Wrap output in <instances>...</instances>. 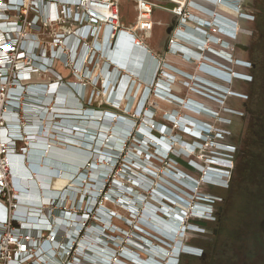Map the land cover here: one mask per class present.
Returning a JSON list of instances; mask_svg holds the SVG:
<instances>
[{"label": "rangeland", "instance_id": "374dc122", "mask_svg": "<svg viewBox=\"0 0 264 264\" xmlns=\"http://www.w3.org/2000/svg\"><path fill=\"white\" fill-rule=\"evenodd\" d=\"M175 1L182 4L184 3V0ZM242 1V10L245 11L247 15H250V17L247 18L248 21L241 23L240 26L242 29L239 30L241 32V36L237 39L236 43L245 47L247 49L246 51H243L242 49H237L234 42L228 38L215 36V32L210 30V28L208 29L205 27L206 23L201 24L204 27L203 29H207L209 35L211 34L214 37H219L222 41H226V44H229L230 47V50L225 49L223 45H221L223 42H217L216 44H213L211 42L213 39H208V48H206L208 52H203L202 50L203 55L227 66L229 68V71L233 73H240L241 77L238 76V79L234 78V74L233 77L229 79L228 83L214 78H210L207 75H204L205 71L201 72L199 70V63H203V60H200L201 62H198L196 60H194L193 62L189 60L186 61L183 59L180 53L174 52L175 54L173 53L172 55L167 57V60L163 61L172 68L170 70L164 68V70L167 71H165L166 74L159 71L157 76V79H160V81L162 82L168 83V85L170 86L168 89H166V93L164 91V88H156L155 85L152 83V77L155 76L158 67L163 68L166 64L159 66L157 59L153 60V58L156 57H154L153 55L150 56L146 50L145 54L149 55V57H151L150 59L155 61L153 64L145 63L140 66L142 70L146 69V71L144 70V74L142 73L141 75L144 76L145 72L151 75L152 80L149 81L144 80V78L140 77V75H132V72L117 67L111 60H109L108 53H104L105 47L107 48L108 46H110L106 49L107 52H109V49H114L118 40L117 38L115 42L108 46L107 43L105 46L104 40L103 43L100 44L101 46L98 47V49L96 50H91L89 47L90 45H88L86 49L83 48L85 52L82 56L83 60L80 61V65L82 68L81 73H83V69H85L87 59L90 55L92 57V60L95 59L96 61V68H87L86 74L84 76L82 75V78L79 80V82L82 84V87L84 88L83 94L85 95V99L83 97L80 98L76 86L72 85V94L68 93L70 97L67 99L66 107L70 109L77 108L76 103H74V99L76 98V100H80V111L82 110V113H86L89 116L87 120H83L87 121L86 131H80L77 129V131L79 132L74 133L71 131L67 132L68 129L66 127H64V130L61 127L54 128L52 124H58V122L60 121L52 116L46 117V115L51 107V115L53 113H60L61 109L57 108V106L60 105L57 104V102L55 105L56 107L51 105L52 102H50V104H46L45 111L47 110V112L41 117V130L38 133L37 137H44L47 143L43 144L45 148H43L42 150V157L37 156L38 163L35 165L36 169L32 170V176L37 177V174L43 171V169L41 168H46L48 171L50 168H54V166H56V168L58 169V171H56V174L59 178L54 180L52 186V189L56 191H61L68 185L76 188V182H73L72 185L69 183L68 180L70 178L68 177L69 174L71 172L73 173V165L77 167L76 171L78 169L77 165H79L76 163H85L88 159L92 160L96 164L99 162L98 164L101 165L100 162L105 158L101 157L100 152L104 151L106 147L112 148L113 150L117 149V147L113 145V142L106 140L107 136H109L110 139L112 133L109 130L105 132L101 129L100 124L103 123V120L101 119V117H96V112L106 113V115L107 112L115 113L111 117L118 116L121 119L125 120L121 122L122 126L123 124L124 126H126L125 124L127 123H130L132 125L125 127V131L129 130V128L132 127L130 129V134L132 135H130V149L128 151L132 155L136 153L135 149H131V147L133 146L144 147L148 151V153L152 154H154V151H152V147V149L150 148L151 144H154L158 148V151L162 150V152H165L168 149L170 145L169 143H167L168 140H166V146H164L163 144L157 141L158 139H153V137H160L157 129L159 128L158 124L160 123L165 124L169 129V131L165 132V134L163 135L164 139H167L170 135L176 137V139L173 140V142L176 141V143L174 144V147L176 149H178V146H182L180 143L181 141L191 142L188 136L182 133L185 124L189 126L188 122H185V118H188V116L189 118H193L200 121L202 120L209 123L211 126H213L215 132L221 133L220 137L215 136L211 139L206 138L203 148L201 147L202 152L204 154L202 158L203 160L201 161L204 166L207 165L208 160L211 156L218 155L224 157L228 154L227 152H225L226 150L224 152L218 151L219 145L230 146L231 149L234 150L230 154L232 156L231 169L229 170L228 178L224 179L225 185H222V187L203 184V181L201 179L202 175L196 172L195 167L187 161L186 156L182 153L175 152V156H173V159L178 162V165L176 166L180 168V166L184 167V165H186L193 168L189 169L188 167V170H191V173L189 171L188 173H190L192 177H194L198 181V183H196L194 187V190L198 188V193L202 194L200 196L198 195V197L196 194H194L191 198H189L184 197V194L180 192V194L178 193L179 196L181 198L186 199V201L190 202L191 205H197V207L202 206L201 204H206L204 203V201L207 199L206 201L209 202L208 205L211 207L210 209L212 211V214H208V216L211 217V220L191 219L194 223L198 221H205L204 227L195 225L196 227H191L189 229L190 232H183L182 230L179 235H177V233H173L174 239L177 238L180 242L178 252L174 254V256L171 255L172 248L175 246L173 245V247H171L174 241H170L169 239H167V236H165L167 232L164 231V235V233L161 234V232L159 231L158 234L155 229H152L158 228V226L154 225V227H145L144 224L139 221L144 206L146 208H150L151 204L156 207H158L160 204L153 199L154 189H157L156 187L159 184V180L157 179V177H154V184H152L149 189L147 186L143 187L144 189L135 187L134 185H138L137 181L135 180V178L137 179V177L129 175L127 179L125 173H122L120 175V171H123L120 169L124 166V160H122L121 163L120 160L122 159V156L125 153H123L121 157L119 156V159H117L116 156L113 155L118 160L119 165L117 164V166H119L120 168L114 174L113 179L116 181H120L121 184L124 185V190H121L120 187H118L120 191H116V193L113 188V181L111 183L113 191L112 197L115 198V201L111 204L105 202L103 205L115 214L121 216V218L118 220H112V224L116 228H118L114 231V235H118L120 238L118 243H120L122 248H125L128 253H138L142 260H147L151 258L163 259V264H166L168 260H165V258L168 256H173L178 261L177 264H264V27L262 28V24L259 29L260 33L258 35L255 33L256 31L254 28V19L256 17V14H258L256 5L261 0ZM134 7L135 3L131 0L121 2L120 23L125 25L127 28L134 26ZM225 10L226 12H232L231 10L226 8ZM155 19L162 21L170 20L169 17L159 11L156 12ZM210 24L211 22L207 23V25ZM185 26L186 30H188L189 27L193 28V26H191L190 24L184 23L181 27H178V29H184ZM153 27L154 26H152V28ZM163 29V27L156 26L154 29V36L161 37V30ZM246 32L250 35L248 36ZM175 39L177 40L176 33ZM149 42L150 41H147V43ZM180 42L182 44H185L183 43V41ZM185 45L188 46L187 44ZM212 53H215L220 57H222L220 55L221 53H227L229 59H226L224 57H222V59H219ZM251 58H253V60L256 61V63L258 64V68L254 72L255 74L252 73L253 67L250 64ZM143 60L144 56L142 61ZM163 62L161 60V63ZM240 63L243 64V66H240ZM104 68L105 70H107V72H112L110 83L112 84L113 88H115L119 80H121L122 82V86L120 85V87L116 90L118 95L115 94L116 98L122 99L120 100L119 106L117 108H115V105L111 104L108 101V99L110 98L109 91L112 86H104L103 84ZM54 71L60 73V75L64 77L65 81L72 83L78 82V80H75V78L71 76L67 68L63 69L59 65H56L54 67ZM167 74L171 75V77ZM253 75L256 76V80H252ZM197 77L208 79L206 82L208 83V86L212 87L209 88L210 91L211 89H219L216 86H212L211 84H209V82L223 86V89L225 90L226 94L223 95V97L221 98V93H219L221 94L219 97L218 95H215L221 102L217 103L215 102V100L210 98L207 99L200 93L196 92V90L202 91L204 93L209 92H206L207 90L205 91L204 89H202L203 87H199V83L197 82H200V80L202 81V79H198ZM93 78H95V80L92 82ZM45 80L53 81L54 77L51 74L39 76L35 80V82H41ZM253 81H255V84L250 88L249 82L252 83ZM124 83L131 84L127 94L124 91V86H126V84ZM154 92L156 93L154 94ZM141 94L142 96H146L147 100L144 104L145 110L140 109V111L138 106H141V104L144 103H141ZM171 94L177 96L180 100L176 97H171ZM42 95L45 96V92H43ZM50 97L51 96H49V98ZM68 100L70 102H68ZM191 100L194 103H202L205 107L209 108L214 114L205 113L207 115L210 114V117H207L205 115H202L201 112L199 113V111L196 112L193 109L189 110V107H187L186 105L194 107V105L192 104L193 102ZM246 102H248V108L245 107ZM62 105L63 107L65 106L64 102H62ZM126 105H128V109ZM255 109L256 111L254 112L253 110ZM57 110L59 112H56ZM168 115H174L175 119L177 118L178 120H180V122L182 121L181 123H176L179 128H174L173 125L166 121ZM37 118H34L33 121H37ZM52 118H54V120H52ZM70 123L71 125H73L77 124L78 122L76 120H72ZM116 123L117 121L112 118V120L109 122V126L113 127ZM190 126L189 130H193L194 128H190ZM141 127H143L144 129H148V133L139 132ZM44 129L48 135L43 134L42 130ZM100 130L102 132H105L106 134L105 138L102 140L101 145L98 146L99 151H97L96 147L99 137L97 134L102 133L100 132ZM78 133H81V135H85L87 133L89 136L92 137L93 140L90 139V142H88L90 143L89 147H84L83 145L75 143L73 144L72 142L64 140V137H68L77 139L80 142L83 141L84 143H87L86 141H89L88 139L76 136ZM126 133H128V131H126L125 134ZM54 135L58 137L55 138ZM32 136L33 135H29L28 137V145L29 142L34 141L31 140ZM136 136L138 137L136 139L137 143L132 142V140ZM47 145H49V148ZM164 148L166 150H164ZM215 148H218V150H216ZM30 150L31 146L29 145V149L25 152L24 155L22 168H30L29 165L31 163V160L28 159V154ZM116 151L118 152L119 150ZM79 155L81 156V158L79 157ZM142 155L139 156L142 160H144L145 156L142 157ZM136 158L138 159L137 156ZM47 159L54 160L57 163L54 164L55 162H46ZM82 167H84V165H82ZM161 178L165 179V177ZM125 187H130L131 189H133V192L129 194L125 193ZM134 194H144L145 202L147 203H145V205L144 203H142V205L139 203L135 205L131 204L134 208H141L139 209L138 213L132 215L128 214L127 210L124 207L119 206L118 204H121L122 202L121 197H125V199H133L132 195L134 196ZM34 195H37L36 197L38 199L40 198L37 192ZM46 203H48L47 198L44 200L43 205ZM31 205L35 206L39 204L34 203ZM161 205L163 206V203H161ZM78 210L79 208L72 209L73 212H76ZM77 213H79V211ZM157 215L161 217V219L163 218L162 222L160 221L161 223L169 219L167 215L166 216L168 218L164 217L161 214ZM123 219L129 220V235L127 234L126 223L123 222ZM144 219H146L147 221L152 220L149 209L145 210L144 208L141 221H143ZM146 220H144L145 223H147ZM181 224H186V220L184 219V222ZM137 227L145 230H142L144 231V234L142 236L146 239L147 243H150V245L146 243L149 247H146L145 249H138V247H134L131 242H128L130 240H134V235L138 237L141 236H139V234L137 233V230L139 229H137ZM159 228L161 227L159 226ZM89 235H91V232ZM82 241L90 246H94L95 244L89 237H87V235L82 237ZM182 244L188 247L195 248L197 251L192 253L188 252V255H181L179 254V251H181ZM158 246H161L162 248L166 249L165 257L160 258L156 251H153L158 250ZM82 249H85V247L83 246ZM115 251L119 253V249L115 248ZM126 258L127 260H119H124L123 262H126L128 264H134V262H136L131 258ZM135 264H137V262Z\"/></svg>", "mask_w": 264, "mask_h": 264}, {"label": "built area", "instance_id": "2783aa9c", "mask_svg": "<svg viewBox=\"0 0 264 264\" xmlns=\"http://www.w3.org/2000/svg\"><path fill=\"white\" fill-rule=\"evenodd\" d=\"M121 1L126 0H0V264H123L124 260L119 259L127 260V250L118 243L119 236L114 235V231L118 228L112 224L113 219L118 220L121 216L103 205L105 202L111 204L115 201L111 186L115 180L111 177L110 167L112 160H118L111 153L108 154L112 160L104 159L100 162L101 165L90 159L85 163H76L79 164L77 171V167L73 165L74 170L69 174L68 180L72 185L76 182V189L65 187L59 191L61 193H58L56 198L50 199L44 206L24 205L20 202L19 190L14 185L17 173L14 171L15 168L13 169V163H18L22 167L25 152L29 149L27 144L29 135L40 132L41 117L47 112L46 104L52 102L51 105L55 106L57 102L60 105L57 106L61 109L60 113L52 114V117L60 121L58 124H52L54 128L61 127L64 130L66 127L68 131L79 132L78 127L68 123L72 120L79 123L81 112L78 107L70 109L66 105L70 97L68 93L72 94V85L76 86L80 98L85 99L84 88L79 80L86 74L87 68H96V61L92 60L90 55L81 73L80 61L83 60L82 56L85 52L83 48L86 49L90 45L91 50H96L105 39H110L111 43L123 32L134 37L137 44L144 45L143 40L152 31V15L160 7L150 0H131L135 3V22L133 27L124 28L120 23ZM205 1L215 7L233 5L232 0ZM189 6L195 11L198 9L203 11L191 2ZM170 11L179 17L180 25L190 22L196 25L195 29L203 30L202 21L195 16L183 13L180 8ZM206 15L210 19L208 23L211 22L210 30L224 37L221 30L215 29L218 26L217 15L210 11ZM243 17V21H246L250 16ZM226 27L233 34L232 38H227L233 40L234 29L228 23ZM203 33L209 39L205 30ZM246 34L250 35L247 32ZM172 44L173 40H170V49ZM56 65L63 69L67 68L78 82L65 81L60 73L54 71ZM161 65H164V62ZM159 71L162 72L161 67H158L152 80L156 88L159 87L160 79H157ZM48 74L53 75V81L35 82L39 76ZM103 76L104 86H112L110 83L112 72L105 70ZM94 80L95 78L92 82ZM121 83L119 80L115 88L112 86L109 91L108 101L111 104L116 98V90ZM130 85L128 83L124 86L126 94ZM50 88H54L51 99L47 95L43 96V92L40 93L41 90L45 92ZM196 92L207 99L218 100L215 95L220 96L216 89H211L208 93L199 90ZM35 102H39L42 106L38 108ZM74 103L81 105L80 100L76 98ZM192 104L202 115L208 117L209 115L205 113H211V110L202 103L193 102ZM65 109L69 113H65L63 111ZM51 110L52 107L47 115ZM34 118H37L38 122L33 121ZM190 120L196 124V130L190 132L189 126L185 125L182 133L188 136L191 142L181 141L183 147L178 146L179 149H176L174 147L176 141L173 142L176 137L170 135L167 139L165 138L170 144L165 152L158 151V148L151 144L150 148H153L151 149L154 154L150 160L161 162L173 160L175 152L182 153L195 167L196 172L202 175L203 184L222 187L231 169L230 154L234 150L230 146L219 145V150L215 149L222 152L226 150L228 154L224 157L213 155L204 166L201 161L204 156L201 147L203 148L206 138L220 137L221 133L215 132L213 126L205 121L193 118ZM167 122L174 128H179L175 122ZM159 126L163 130L157 128L160 136L158 138L162 140L169 129L163 123L158 124ZM190 128L194 126L191 125ZM42 132L48 135L45 129ZM42 138L47 142L44 137ZM129 139L130 135L126 133L121 140L122 154H127L130 149ZM143 156L147 157L146 154ZM195 182L198 183L197 179ZM193 190L182 188L183 193L189 198L194 194L197 197L202 195L198 193V188ZM206 200L204 201L206 204H201L200 207L191 205L187 201L184 219L186 221L189 219L211 220L208 214H212V211ZM76 208H79V213L72 211ZM197 209L200 210V214L194 215L193 211ZM184 225H181L183 232H190V225L187 227ZM90 232L91 235H89ZM85 235L95 243L94 246L82 241ZM83 246L85 249H82ZM115 248L119 249V253L115 251ZM179 254L188 255L189 253L179 251ZM171 258L177 264L178 261L173 256Z\"/></svg>", "mask_w": 264, "mask_h": 264}, {"label": "bare ground", "instance_id": "6f19581e", "mask_svg": "<svg viewBox=\"0 0 264 264\" xmlns=\"http://www.w3.org/2000/svg\"><path fill=\"white\" fill-rule=\"evenodd\" d=\"M227 7H230L229 10L232 11V5L227 6ZM202 10H204V9H202ZM224 11H226V10H224ZM217 24H218V26H217L218 28L216 27L215 29L221 30L222 31V34L224 35V37H226V38L227 37L228 38H232L233 37V34H231V30L226 27V23L217 21ZM189 28H188V30H186V26H185L184 29H178L177 30V32H176V38H177V40L176 39L173 40V44L171 46L172 47V50L174 52H176V53H180V55L186 61H188V60L190 61L191 58H193V60H196L198 62H201L200 61L201 60V54H199L198 52H200V49L203 50V49L207 48V46H208L207 45V41L208 40H205L203 34L196 35L195 32H194L195 27L190 28V29ZM231 28H232V25H231ZM117 38H118V40H117V43H116L115 48L112 49V50L109 49V52H107L106 49L110 47L108 45H110L113 42H115L114 41L115 38H114L113 42H111V43H110V39L109 40L105 39V46H106V43H107V46L108 47L107 48L105 47L104 53H106V54L108 53L109 60H111L117 67L123 68V69H125V70H127L129 72H132V75H134V74L136 76L137 75L138 76L140 75V77L144 78V80L149 81V79H148L149 74H147V72H145V75L144 76L141 75L142 73L144 74V70L146 71V69L142 70L140 66L142 64H145V63H152L153 64L155 62L153 60H156V58H153V60H151L150 59L151 57H149V55H146L145 52H143L145 50L144 45L137 44L136 39H134V37H132L131 35L127 34V32H123V33L119 34V36L116 37V39ZM180 41H183V43L187 44L188 46H186L185 44H182ZM225 47L228 48V50H230L229 45L226 44V43H225ZM195 48H197L199 51L197 50V52H196L194 50ZM143 53H144V55H143ZM220 55L222 57L226 58V59L229 58V56L227 54H225V53H221ZM143 56H144V60L142 61ZM199 64H200L199 70L201 72L205 71V74L214 75V76L220 78L221 80H223L224 82H227L228 83L229 82V79L233 77V74L232 73L231 74H229V73H222V72L220 73L219 71H214L213 69L209 68L208 66H206L203 63H199ZM242 66H243V64H242ZM104 71H105V68H104ZM167 75L171 77V75H169V74H167ZM186 76H187V74H186ZM234 76L236 78L238 76L241 77V75H238V74H235ZM152 78L150 80H152ZM197 78L207 81V79H204V78H199V77H197ZM201 82L203 83V81H201ZM124 84H126V83H124ZM209 84H211L212 86L214 85V86H216L219 89L218 90V94L221 93L222 95L219 94V95H221V97H223V95L226 94L225 93V90L223 89V86L216 85V84H213L211 82H209ZM191 85H193V84H191ZM53 90H54V88H50L48 91L46 90L45 91L46 92V95L48 97L51 96ZM121 91H122V87H121ZM40 92H44V90H41ZM119 100H120L119 98H115V100L112 102V104L115 105L114 106L115 108H117L119 106V102H118ZM127 101H129V100H127ZM215 102L218 103L220 101L219 100H215ZM38 103L39 102H37V106H38V108H40L42 105H40ZM186 106L189 107V110L193 109L196 112L199 111L198 109L194 108L193 106H189V105H186ZM126 107L128 109V105H126ZM135 107H136V105H135ZM138 108L140 110L141 109V106H138ZM56 112H59V111L57 110ZM82 112L83 111H81V117H82L81 118V122L80 123H77L76 126L80 130L86 131V129H87L86 122L87 121H83V120H87V118L89 116L86 113H82ZM65 113H69L67 109H66ZM95 114H96V117H99V118L101 117V119L103 120V123L100 124L101 129L103 131H105V132L109 130L112 133V135L110 136V139H109V136H107V139L106 140L107 141H110V142H113V145H115L117 147V149H114V150L112 148H107L106 147V149L104 151L100 152L101 153L100 154L101 157L105 158V160H107V161L112 160L110 158V154H108V153H111L112 155H115L117 159H119L118 157L119 156L120 157L122 156V151H123L122 150V144H120V143H121V140H122L123 136H125V132L128 131V130L125 131V127L126 126L127 127L130 126V123L125 124L126 126H124V124H123V126H122L121 125V122L124 119H121L118 116L111 117L113 114H115V113H112V112L111 113L110 112H107V115H106V113H100V112L99 113L96 112ZM210 114H214V113L211 112ZM49 116H52L51 113H49V115H46V117H49ZM112 118L114 120H116L117 123L113 127H110L109 126V122L112 120ZM190 119L191 118H189V116H188V118H185V122H188L189 126L190 125L194 126V129L196 130V124L194 122H190L191 121ZM166 121H173V122H175V124L180 122V120H178L177 118L175 119L174 115H168V118H166ZM35 122H38V121H35ZM68 124L71 125V123H68ZM185 125L187 126V124H185ZM159 128H161V126H159ZM194 129L193 130H189L188 129V130L191 131V132H194ZM147 130L148 129H144L143 127H141L139 132L145 133V132H147ZM67 132H69V131L67 130ZM100 132H102V131L100 130ZM105 132H102L100 134H97L99 136L98 137V142H97V147H96L97 151H99L98 150V148H99L98 146L101 145L102 140L105 138V134H106ZM37 136H38V134L33 135L31 140H34V141L33 142H29V145L31 146V150L29 151V154H28V159L31 160V163L29 165L30 168H28V167H26L24 165L26 167V169L24 167H23L24 168L23 169L22 167H20V165L18 163H16V164L13 163V169L15 168L14 171L17 173V175H15L14 185L19 190V193H20L19 194V200H20V202L22 204L24 203V205L34 204V203L35 204H39V205L40 204L43 205V202H44V200L46 198H47V200L49 202L50 199L56 198L57 194L58 193H61L59 191H56V190H53L52 189L54 180H56V179L59 178L57 176V174H56V171H58V169L56 168V166H54V168H50L48 171H47L46 168H41V169H43V171H41V173H43V174L38 173L37 174V177H33L32 176V170H35L36 169L35 165L38 163V161H37L38 160V157L37 156L42 157L41 156V154L43 153L42 150H43V148H45V146L43 144L47 143V142H45L43 140V138H39ZM76 136H79V137L88 139L89 141H86L87 143H84L83 141L80 142L77 139L68 138V137H64V140H67L69 142H72L73 144L75 143V144L83 145L84 147L85 146L86 147H89L90 144L88 142H90V139H92L91 136H89L87 133L85 135H81V133H78ZM153 139L154 140H157L158 139L157 141L159 143H161L164 146H166V144H165L166 139H162L161 140L160 138H157L156 139L154 137H153ZM147 140H148V138H147ZM47 146L49 148V145H47ZM178 149H179V147H178ZM116 150H119V151L117 152ZM164 150H166V149L164 148ZM185 152H186V150L184 151V153ZM20 159H22V158H20ZM46 162H49V163H54L55 162L54 164L57 163L56 161L51 160V159H47ZM122 173H124V170L123 171H120V175ZM127 177H129V175L126 176V178ZM141 184L138 183V185H141L142 187H145V185H146L143 182H141ZM123 186L124 185H122L120 181H116V180L114 181V187L113 188H114L115 192L116 191H120L118 187H120L121 190H124V187ZM68 187H69L68 189H72V188L73 189H76L73 186H69L68 185ZM125 190H126V187H125ZM154 191H155V189H154ZM36 192L40 196L39 199L36 197L37 195H34V194H36ZM155 193H154V196H153L155 198L154 200H156L161 205L160 199H159V197L157 195H155ZM161 195H166V194H161ZM33 196H35V197H33ZM23 199H26L27 201L26 202H23ZM126 200H127V198L125 199V197H123V198L121 197V201L122 202H121V204H118V205L121 206V207H124L127 210L128 207L130 208V206H128V205L125 204ZM161 207H165V208H167V210H169V207H167L164 204H163V206L161 205ZM165 208H163L162 210L169 217L168 220H169L170 223H167V221H164L165 222V227H163V229L161 228V232H162V234L164 233V235H165V232H167V234L165 236H167V238H169V239H171V240H173L175 242L174 243L175 246L172 248V252H171V255L174 256V254H176L178 252L179 243L180 242L178 241L177 238L174 239V237H173L174 234L173 233H177V235H179L181 233V231H182V229H181V225H182L181 224V221H182L183 217H181V215L179 216V214H175V212L173 214L172 213H169ZM135 209L132 207V209L130 208V211H134ZM193 213H194V215H199L200 214V210L199 211H198V209H197V211L194 210ZM151 217L156 218V216L154 214H151ZM164 228H166V229H164ZM153 251H156V253L158 254V256L160 258H163V257L166 256L165 255V251H163L164 253L163 252H159L158 250H153ZM181 251H185L187 253L188 252L189 253H192V252H195L197 250L195 248L188 247V246H185V245L182 244L181 245ZM131 258H132V260L136 261L137 264H163V259H152L151 258V259H147V260H142V259H139L138 260V259H135L133 257H131ZM165 260H168L167 263L165 262L166 264H175V262L173 261V259L170 256L166 257ZM136 262H134V264ZM122 263L123 264H128V263L123 262V261H122Z\"/></svg>", "mask_w": 264, "mask_h": 264}, {"label": "flooded vegetation", "instance_id": "af4514ba", "mask_svg": "<svg viewBox=\"0 0 264 264\" xmlns=\"http://www.w3.org/2000/svg\"><path fill=\"white\" fill-rule=\"evenodd\" d=\"M163 1L164 0H157V2H155V3L160 7L161 6V2H163ZM168 1L171 3L170 4V6H171L170 7V10L171 9H174V8L175 9L180 8L183 13L190 14L191 16H195L197 19H200L202 21V23H204V24L206 23V26L205 27L208 28V29H209V25H207V23L209 22L210 19H209V17L206 14H207L208 11H210L212 13H215L217 15L218 21L224 22V23H228L229 25H232V29H234V31H235V38L232 41L234 42L235 46L238 44V43H236L237 39L241 36V32L239 31V30L242 29L241 26H240L241 23L248 21V20L243 21V18H244L243 16H250V15H247L245 13V11L242 10V3H243L242 0H232V4H233L232 5V12H226V11H224L225 8L227 7L225 5H223L221 7H215V6L210 5L205 0H184L183 1L184 2L183 4L182 3H179V2H176L175 0H168ZM189 2L193 3L198 8H201V9H204V10L203 11H200V9H198V11H195L194 9L192 10V8L189 6ZM229 8L230 7H227L226 9H229ZM177 18H178V23H177L176 27H181L183 24L180 25L179 24V22H180L179 17H177ZM188 24H190L191 26L197 28L196 25L191 24L190 22H188ZM204 30L206 31V34H208L209 39H211V40L213 39L211 41L213 44H216L217 42H223L221 45H223V47L225 49H228V48L225 47V43H227L226 41H222L219 37H214L211 34L209 35V33H207V29H203V30L202 29H200V30L199 29L198 30L197 29H194V32H195L196 35H200V34L205 35V33H203ZM215 34H216L215 36H219L216 32H215ZM204 38H205V40H208L207 37L204 36ZM214 39H216V40L214 41ZM218 39L220 41H218ZM207 44H208V41H207ZM238 45H240V44H238ZM207 48H208V46H207ZM237 49H239V48H237ZM194 50L197 52L198 49L195 48ZM201 50L202 49H200V52H198L199 54H201V60H203V64H205L209 68L213 69L214 71H219V72H222V73H229V74L232 73L234 75L235 74L241 75L240 73H236V72L233 73V72L229 71V68L227 66H225V65H223V64H221L219 62L214 61L212 59L210 60V58L205 57L203 55V52L204 51L208 52L206 48L203 49V52ZM221 52H225V51H221ZM212 54L214 56L218 57L219 59L220 58L222 59V57L216 55L215 53H212ZM225 54H227V53H225ZM163 61H165V60H163ZM190 61L193 62L194 61L193 58H191ZM164 64H166V63H164ZM239 65L242 66L241 63ZM159 66H161V60H159ZM165 66L163 68H161V69L164 70V68H165L167 70H170L172 68L171 66H169L167 64ZM167 66H169V67H167ZM163 70H162V72L165 73L166 70H164V71ZM204 75H207L210 78H214V79H217V80H221L220 78H218V77H216L214 75H210V74H204ZM234 78L235 79H238L236 77H234ZM202 81H203V83L201 81L200 82H197V83H199V86L201 88L203 87V89L204 90L206 89L207 91L206 90L205 91L208 92L209 91V88H212V87L211 86H208V83L206 81H204V80H202ZM221 81H223V80H221ZM159 87L160 88H164V91L166 92V89H168L170 86L166 82H162V81L159 80ZM191 93H192V91H191ZM171 97L178 98L177 96L172 95V94H171ZM146 100H147V97L146 96H142L141 103L142 102H144V103H142L141 106L145 104ZM142 109L145 110V107L143 106ZM130 129L131 128H129V130H128V134L129 135H132V134H130ZM131 138H132V136H131ZM137 138L138 137L136 136L132 140V142L137 143V140H136ZM131 149H135V152L136 153L132 155V154H130L128 152L127 154L125 153L122 156V159L120 160V163L122 162V160H124V162H123L124 163V166L121 167V169L119 168V166H117V164L119 165V162L112 160V164H111V167H110L111 177L112 178L114 177V174L117 172L118 169L124 170V173H125L126 176L132 175V176L137 177L139 179V180H137L135 178V180L137 181V183H139V184H141V182L145 183L146 184L145 186H147L148 189L151 187L152 184H154V179H155L154 177H157V179L159 180V184L156 187L157 189H155V191H154V193L156 192L155 195H157L159 197L161 203H163L167 207H169V210H167V208L163 207L169 213H172L173 214L175 212V214H179V216L181 215V217H183L181 223H183L184 222V216H185L184 215V212H185L184 209H185V207L188 206V203H187L186 199L179 197V194H180V192L183 193L182 188H184V189L185 188L186 189L187 188L194 189V187L196 185L195 178L192 177V175L190 174L191 173L190 172L191 170H188V167H189V169L190 168L193 169V168L190 167V166H186V165H184V167H181L180 166V168H179L178 166H176V165H178V162L175 161L174 159L173 160L172 159L166 160V161H163V162L157 161V160H153V159L150 160L151 158H153L152 157L153 154L152 153H148V151L144 147H134L133 146V147H131ZM146 152H147V154H146ZM137 153L139 155L146 154L147 157H145L144 160H142ZM136 156L138 157V159L136 158ZM131 165H133V166H131ZM135 171H138V172H135ZM188 171L190 173H188ZM161 177H165V179H163ZM177 182H179V183H177ZM141 185H137L136 184L134 186L137 187V188H140V189L141 188L144 189ZM132 192H133V189H131L130 187H126L125 193H128L129 194V193H132ZM161 194H166V195H161ZM132 197H133L134 200L128 198L127 199L128 201H126L128 203H125L126 205L131 206L130 208H132V205L131 204H134L135 205V204H138L139 203V204L142 205V203H144V205H145V203H147V202H145V195L144 194H140V195L134 194V196L132 195ZM184 197H187V195L184 194ZM153 199H155V198L153 197ZM173 204H175L176 206H174ZM130 208L128 207V209H130ZM135 208H134L135 209L134 211H130V210L127 209V213L128 214L135 215V213H138L139 209H141L139 207H135ZM144 208H145V210L149 209L150 210V213L151 214H154L157 219L159 217L157 214H161L164 217H167L166 216L167 214L163 212V210H162L163 208L161 207L160 204H159V207H156V206H154V205L151 204V207L150 208H146L145 206H144ZM144 208L142 209V212H141V215H140L141 218H139L140 219L139 221L141 223H143L145 227H149V226L154 227V225H157L158 228H152V229H155L157 233L159 231L161 232V228L163 229V227H165V223L164 222L161 223L163 218L161 219V217H159V219H158L159 221L156 218H153V217H152V220H149V221H147L146 219H144V220L147 221V223H145L144 220L141 221ZM145 217H146V215H145ZM123 222L126 223L127 234L129 235V233H128L129 232V228H130L129 227V220L123 219ZM204 222H203L202 225H196L191 219H189V220L186 221V224L184 225V227H187V225H190L189 228H191V227H193L195 225L196 226H200V227H204V225H205ZM167 223H170L169 220H167ZM159 226L161 228H159ZM138 228L139 227H137V229ZM142 230H144V229L139 228L137 230V233L139 234V236L141 235L140 237L134 235L135 237L132 236L134 240L133 241H131V240L128 241L129 243L131 242L134 247H138V249H145L146 247H149L148 245H150V243H147L146 239L142 236L144 234V231H145V230L144 231H142ZM161 234H162V232H161ZM158 248H159L158 249L159 251H162L163 250V251L166 252V249L162 248L161 246H158ZM201 254H202V252H201ZM127 257L128 258L133 257V258L138 259V260L141 259L140 258V255L138 253H130V252L128 253L127 252Z\"/></svg>", "mask_w": 264, "mask_h": 264}, {"label": "crops", "instance_id": "0c3cea01", "mask_svg": "<svg viewBox=\"0 0 264 264\" xmlns=\"http://www.w3.org/2000/svg\"><path fill=\"white\" fill-rule=\"evenodd\" d=\"M150 1H152V0H150ZM153 2H157V0H153ZM170 4L171 3L168 0H164L163 2H161L160 8H158L154 11V13L152 15V23H153L154 27L152 28L150 35L143 40L145 50L147 49L146 50L147 53L150 56L153 55L154 57H156L158 62H159V60H167V57L174 53L172 48L171 49L169 48V41L175 40V38H174L175 33L178 29V27H176V25L178 23V18L176 15L171 13L170 6H169ZM120 5H121V3H120ZM157 11L165 14L167 17H169L170 20L162 21V20L155 19V14ZM122 26L124 28H127L123 24H122ZM156 26H160V27L164 28L163 30H161V37L160 36H158V37L154 36V29ZM147 41H150V42L147 43ZM145 50H144V52H145ZM157 57H159V58H157ZM148 79L149 80L151 79V75L148 76ZM79 106H81V105H77V107L80 111L81 108H79ZM73 125L76 126V124H73ZM79 157L81 158L80 155H79ZM26 201H27L26 199H23V202H26Z\"/></svg>", "mask_w": 264, "mask_h": 264}, {"label": "trees", "instance_id": "16d2710c", "mask_svg": "<svg viewBox=\"0 0 264 264\" xmlns=\"http://www.w3.org/2000/svg\"><path fill=\"white\" fill-rule=\"evenodd\" d=\"M257 7V10H258V14H256V17H255V19H254V28H255V33L258 35L259 33H260V31H259V29H260V26L262 25V28L264 27V0H261L259 3H257V5H256ZM257 28V29H256ZM255 34V35H256ZM251 63V66L253 67L252 68V73L253 74H255L254 72L257 70V68H258V64L256 63V61H254L253 60V58H251V61H250ZM256 80V76L255 75H253L252 76V80ZM254 82V83H253ZM252 83L251 82H249V85H250V88L255 84V81H253ZM245 107H247L248 108V102H246V105H245ZM254 112L256 111V109L255 110H253ZM195 224L196 225H202L203 224V222H195Z\"/></svg>", "mask_w": 264, "mask_h": 264}, {"label": "water", "instance_id": "95a60500", "mask_svg": "<svg viewBox=\"0 0 264 264\" xmlns=\"http://www.w3.org/2000/svg\"><path fill=\"white\" fill-rule=\"evenodd\" d=\"M236 48L242 49L243 51H246L247 49L245 47H243L242 45H236Z\"/></svg>", "mask_w": 264, "mask_h": 264}]
</instances>
